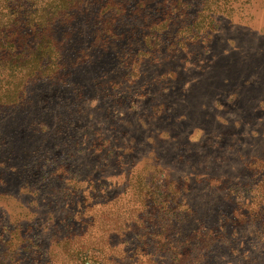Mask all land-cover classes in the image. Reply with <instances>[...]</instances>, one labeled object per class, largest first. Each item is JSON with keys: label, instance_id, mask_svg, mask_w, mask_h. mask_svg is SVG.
<instances>
[{"label": "rangeland", "instance_id": "374dc122", "mask_svg": "<svg viewBox=\"0 0 264 264\" xmlns=\"http://www.w3.org/2000/svg\"><path fill=\"white\" fill-rule=\"evenodd\" d=\"M109 1L0 0V264H264V0Z\"/></svg>", "mask_w": 264, "mask_h": 264}, {"label": "trees", "instance_id": "16d2710c", "mask_svg": "<svg viewBox=\"0 0 264 264\" xmlns=\"http://www.w3.org/2000/svg\"><path fill=\"white\" fill-rule=\"evenodd\" d=\"M3 1H5V0H3ZM32 2H34L35 0H31ZM44 1V0H43ZM46 1H54V0H46ZM59 2H60V0H58ZM95 1H97V2H103V3H105L104 5H106V4H108V3H110V1L109 0H95ZM12 21H8V22H6V23H4V22H2L1 20H0V31L2 30V29H8L9 28V26H12ZM0 34H1V32H0ZM4 36H6V34L4 35ZM15 36V35H14ZM13 37H10V38H5V37H0V39L1 40H4V39H7V40H11ZM6 42V40H4L3 42L1 41L0 42V49L1 50H4V48H6V50H7V48H10V49H12V47H13V43H10V42ZM5 51V50H4ZM0 68H9V69H12L13 68V60L12 59H8V57H7V54H4V53H2V51H1V53H0Z\"/></svg>", "mask_w": 264, "mask_h": 264}]
</instances>
